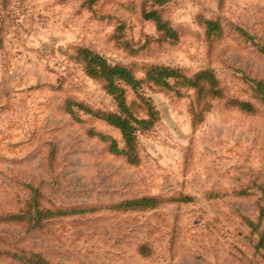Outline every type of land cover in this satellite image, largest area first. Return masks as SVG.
<instances>
[{"label": "rangeland", "instance_id": "obj_1", "mask_svg": "<svg viewBox=\"0 0 264 264\" xmlns=\"http://www.w3.org/2000/svg\"><path fill=\"white\" fill-rule=\"evenodd\" d=\"M145 9L178 39H161ZM261 46L264 0H0V264L26 252L51 264H264V102L251 83L264 81ZM82 48L141 78L152 65L211 69L221 96L128 89L136 114L156 118L132 164L96 135L123 144L92 113L116 104ZM144 197L158 206L118 208ZM72 209L87 211L59 213Z\"/></svg>", "mask_w": 264, "mask_h": 264}, {"label": "trees", "instance_id": "obj_2", "mask_svg": "<svg viewBox=\"0 0 264 264\" xmlns=\"http://www.w3.org/2000/svg\"><path fill=\"white\" fill-rule=\"evenodd\" d=\"M152 1L155 6H163L170 0ZM143 15L145 19L151 20L156 24L161 39H178L177 32L163 18L159 10L145 9ZM205 23L210 34L219 33L220 28L218 22L206 20ZM260 49L264 52V46H261ZM80 55L87 75L95 80L103 81L108 93L112 95L116 104V110L114 111L92 113L119 129L123 144L121 145L119 140L111 135L102 132L93 133H96L102 141L109 144L110 151L113 154L125 156L132 164H138L140 162L138 150L139 132L150 129L154 125L156 118L152 110H148L143 116L136 114L128 101V89L131 88L135 92H138L144 82H149L161 88L170 90L179 89L178 92L180 94H182V89L195 90L201 100L207 95H211V97L221 96V92L217 86V77L211 69H205L194 75H188L173 66L152 65L147 68L145 76L141 78L130 66L113 64L105 56L88 48H82ZM251 83L255 96L264 102V81L252 79ZM240 105L244 110L248 111L252 109V105L248 102H241ZM158 204L159 200L156 197H144L123 202L118 205V208L125 211L145 210L156 208ZM38 211V206L34 200L30 213L33 215L35 212L37 214ZM85 211L87 210L72 209L69 211H60L59 213L76 214ZM20 217H23V214ZM37 223L38 219L33 224L36 225ZM260 245L264 247V238H262ZM141 253L144 256L150 255L146 247L142 249ZM19 258L25 264H51L44 255L38 252H26L19 256Z\"/></svg>", "mask_w": 264, "mask_h": 264}]
</instances>
